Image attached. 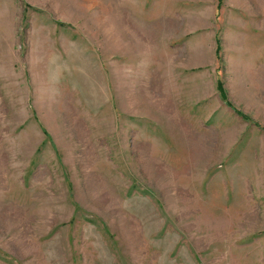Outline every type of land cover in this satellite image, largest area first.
<instances>
[{"label": "rangeland", "instance_id": "374dc122", "mask_svg": "<svg viewBox=\"0 0 264 264\" xmlns=\"http://www.w3.org/2000/svg\"><path fill=\"white\" fill-rule=\"evenodd\" d=\"M0 264H264V0H0Z\"/></svg>", "mask_w": 264, "mask_h": 264}]
</instances>
